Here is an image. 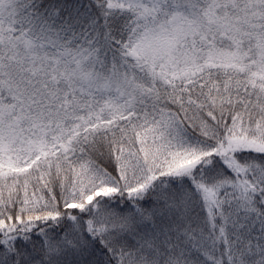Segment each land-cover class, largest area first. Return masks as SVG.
I'll use <instances>...</instances> for the list:
<instances>
[{"label":"snow or ice","instance_id":"snow-or-ice-1","mask_svg":"<svg viewBox=\"0 0 264 264\" xmlns=\"http://www.w3.org/2000/svg\"><path fill=\"white\" fill-rule=\"evenodd\" d=\"M0 264H264V0H0Z\"/></svg>","mask_w":264,"mask_h":264}]
</instances>
